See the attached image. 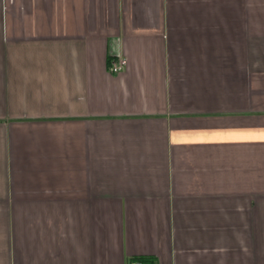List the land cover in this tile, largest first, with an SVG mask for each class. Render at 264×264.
Masks as SVG:
<instances>
[{
    "label": "crops",
    "instance_id": "1",
    "mask_svg": "<svg viewBox=\"0 0 264 264\" xmlns=\"http://www.w3.org/2000/svg\"><path fill=\"white\" fill-rule=\"evenodd\" d=\"M144 256L264 264V0H0V264Z\"/></svg>",
    "mask_w": 264,
    "mask_h": 264
},
{
    "label": "built area",
    "instance_id": "2",
    "mask_svg": "<svg viewBox=\"0 0 264 264\" xmlns=\"http://www.w3.org/2000/svg\"><path fill=\"white\" fill-rule=\"evenodd\" d=\"M126 62L127 60L125 55L112 57L109 63V70L113 73H118L125 68ZM129 264H145V263L140 260H131Z\"/></svg>",
    "mask_w": 264,
    "mask_h": 264
},
{
    "label": "trees",
    "instance_id": "3",
    "mask_svg": "<svg viewBox=\"0 0 264 264\" xmlns=\"http://www.w3.org/2000/svg\"><path fill=\"white\" fill-rule=\"evenodd\" d=\"M137 259L144 262L145 264H150L149 262L153 260L151 257H147V256L139 257Z\"/></svg>",
    "mask_w": 264,
    "mask_h": 264
}]
</instances>
